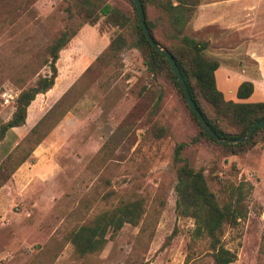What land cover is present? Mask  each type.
<instances>
[{"label":"rangeland","instance_id":"1","mask_svg":"<svg viewBox=\"0 0 264 264\" xmlns=\"http://www.w3.org/2000/svg\"><path fill=\"white\" fill-rule=\"evenodd\" d=\"M98 1L128 16L127 25L111 27L100 16L89 26L75 15L72 0H0V125L18 93L49 74L46 48L57 33L75 31L58 53L53 87L35 96L24 125L0 141V264H211L206 241L192 235L193 220L175 212L176 143L187 144L181 157L202 171L218 202L230 184L251 185L246 217L224 225L220 240L236 256L231 264H264V145L230 155L199 138L167 78L150 74L131 46V4ZM218 8L237 26L247 17L250 29L239 36L264 40V0H231ZM246 8L252 12L240 11ZM195 11L176 34L161 9L145 4L159 43L177 44L181 36L206 41V58L253 75L251 61L233 63L226 55L230 42L217 50L209 44L210 28H192ZM116 34L127 46L112 55L107 45ZM135 199L143 201L137 225H123L96 253L74 252L71 232Z\"/></svg>","mask_w":264,"mask_h":264},{"label":"trees","instance_id":"2","mask_svg":"<svg viewBox=\"0 0 264 264\" xmlns=\"http://www.w3.org/2000/svg\"><path fill=\"white\" fill-rule=\"evenodd\" d=\"M126 1L132 6L135 29V38L131 46L140 53L142 63L150 74L164 75L167 78L175 94L199 128V138L205 139L230 155L244 153L257 144L264 145V127L256 128L249 140L235 144H217L207 137L188 108L168 62L152 49L143 36L133 2ZM147 2L161 9L167 15L169 24L176 34H181L199 5V0H175V3L171 0H140V3L150 37L154 43L171 55L192 103L209 129L221 140H234L242 137L254 122L264 121V103H239L223 99L216 89L214 80V71L219 64L216 60L204 56L208 45L206 41L185 36L178 38L177 44L165 45L157 41L153 35V26L146 18L145 4ZM72 6L75 15L89 26L95 25L100 16L104 17L105 23L118 29L129 22L128 16L123 12L101 4L98 0H72ZM74 36L75 31L65 27L47 46L46 65L49 74L38 76L32 85L18 93L10 118L0 125V141L7 131L24 125L26 109L35 96L43 95L53 87L58 53ZM126 46L122 35L116 34L109 39L107 50L113 55ZM251 93L252 84L243 81L237 86L236 98L246 99ZM162 133L161 128L154 129L156 137H160ZM186 146V143H176L172 154V163L177 165L174 187L176 215L193 220L192 235L206 241L211 255V264H231L236 260V256L223 246L220 240L222 228L224 225L234 226L246 217L245 199L251 190V185L245 181H240L236 185L230 184L225 189V198L218 202L208 189L202 171L193 170L181 157V152ZM142 213L141 199L120 202L111 210L99 213L88 224L71 232L68 241L78 256L96 253L123 225H137ZM107 234L110 235L107 237Z\"/></svg>","mask_w":264,"mask_h":264},{"label":"crops","instance_id":"3","mask_svg":"<svg viewBox=\"0 0 264 264\" xmlns=\"http://www.w3.org/2000/svg\"><path fill=\"white\" fill-rule=\"evenodd\" d=\"M228 1L231 0L201 2L197 6L194 18L192 19V28L194 30L203 27L210 28L212 34L209 37V44L213 45L217 50H220L222 44L224 46L230 45L231 49L228 50L226 55L231 57V62L241 63L242 60H239V57H243L254 64V73L251 75L244 69L225 65L221 66L219 59L216 58L219 65L214 71L215 86L223 99L239 103H264V40L258 41L249 36H239L240 32L250 29L249 23L246 21L247 17L242 15L241 12H252V10L247 11V8L244 11L240 10V16H242L239 18L240 26H237L232 23L233 16L226 9L218 8ZM213 31L217 33L214 36ZM236 47L241 48L236 51ZM218 55L220 56V54ZM243 81H248L252 84V93L246 99L238 100L236 98V89Z\"/></svg>","mask_w":264,"mask_h":264},{"label":"water","instance_id":"4","mask_svg":"<svg viewBox=\"0 0 264 264\" xmlns=\"http://www.w3.org/2000/svg\"><path fill=\"white\" fill-rule=\"evenodd\" d=\"M136 8V13H137V19H138V23H139V27L142 31L143 36L145 37L146 41L148 42V44L152 47V49L159 53L160 55H162L165 60L168 62L173 75L176 79V82L178 83L180 90L184 96L185 102L188 106V108L190 109V111L192 112V114L194 115V117L196 118L197 122L199 123L202 131L207 135L208 138H210L212 141H214L217 144H235V143H240V142H245L247 140H249L251 138V135L253 133V131L256 128H260V127H264V121H260V122H254L249 128L248 130L245 132V134L238 138V139H234V140H221L219 139L210 129L209 127L206 125V123L204 122V120L202 119V117L200 116L199 112L197 111L196 107L194 106V104L191 101V98L188 94V91L185 87V84L180 76V73L174 63V60L172 59L171 55L164 49L160 48L156 43H154V41L152 40V38L150 37L149 32L147 31V28L145 26V22H144V17H143V11H142V6L140 3V0H131Z\"/></svg>","mask_w":264,"mask_h":264}]
</instances>
